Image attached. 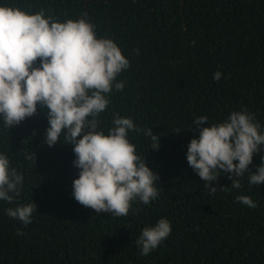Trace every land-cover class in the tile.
<instances>
[{"label":"trees","instance_id":"trees-1","mask_svg":"<svg viewBox=\"0 0 264 264\" xmlns=\"http://www.w3.org/2000/svg\"><path fill=\"white\" fill-rule=\"evenodd\" d=\"M3 5L43 8L59 21L83 17L97 37L118 45L129 60L116 78L125 87L107 94L99 128L107 134L119 115L157 134V149L143 131L128 136L159 179L158 196L149 204L134 201L127 216L96 213L73 196L80 171L74 145L63 143V135L51 147L44 142L47 107L37 104L35 115L10 128L0 116V154L23 175L20 195L0 200V264H264V183L249 182L264 148L239 177L240 189L222 173L212 182L215 193L186 158L190 140L199 137L197 117L212 125L247 111L264 132V0H0ZM239 195L257 206L238 202ZM32 201L31 223L7 215ZM160 218L171 233L142 256L136 240Z\"/></svg>","mask_w":264,"mask_h":264},{"label":"clouds","instance_id":"clouds-1","mask_svg":"<svg viewBox=\"0 0 264 264\" xmlns=\"http://www.w3.org/2000/svg\"><path fill=\"white\" fill-rule=\"evenodd\" d=\"M138 52V50H136ZM39 60V66H34ZM129 67V60L110 38L97 37L95 25L80 17L59 21L45 15V9L25 11L0 6V116L7 128L36 114L37 104L48 109L45 140L48 146L61 142L74 145V165L80 169L73 180V196L96 213L127 216L133 202L149 204L158 196V174L136 152L128 133L134 131L151 139L158 148L159 137L151 129H141L130 117L114 115L107 134L99 128L100 113L110 103L107 94L122 91L117 76ZM221 72L213 79L219 81ZM199 137L187 147L189 166L205 182L211 193L222 173H228L230 187H242L239 177L250 170L253 155L264 148V132L254 114L233 111L220 123L208 125L207 117L195 118ZM207 124V126H203ZM35 160V154H28ZM251 171L249 182L264 183V156ZM23 175L10 167L0 154V200L13 202L20 195ZM222 186L221 191H228ZM255 208L247 195L235 198ZM7 215L25 225L37 211L35 203L8 208ZM171 233L170 222L160 218L146 226L136 240L142 256L148 255ZM18 234H22L19 233Z\"/></svg>","mask_w":264,"mask_h":264}]
</instances>
